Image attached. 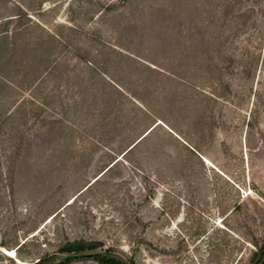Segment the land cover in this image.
Instances as JSON below:
<instances>
[{"label":"rangeland","instance_id":"rangeland-1","mask_svg":"<svg viewBox=\"0 0 264 264\" xmlns=\"http://www.w3.org/2000/svg\"><path fill=\"white\" fill-rule=\"evenodd\" d=\"M70 241L261 264L264 0H0V264Z\"/></svg>","mask_w":264,"mask_h":264},{"label":"trees","instance_id":"trees-1","mask_svg":"<svg viewBox=\"0 0 264 264\" xmlns=\"http://www.w3.org/2000/svg\"><path fill=\"white\" fill-rule=\"evenodd\" d=\"M134 146V145H133ZM95 244L91 242H83V241H70L66 245L61 247L62 251H66L68 253L75 252H84L83 254H89L96 257L103 264H139L135 260H127L119 254L112 252L110 250H96L92 252H85L84 250L87 247H94ZM263 250V259L261 264H264V247ZM73 256L65 257V261H69Z\"/></svg>","mask_w":264,"mask_h":264},{"label":"water","instance_id":"water-1","mask_svg":"<svg viewBox=\"0 0 264 264\" xmlns=\"http://www.w3.org/2000/svg\"><path fill=\"white\" fill-rule=\"evenodd\" d=\"M142 136H143V135H141L138 139H136V141H134V143L132 144V146L135 145V144L139 141V139H140ZM82 253H84V252L68 253V254H65L63 257L74 256V255L82 254Z\"/></svg>","mask_w":264,"mask_h":264},{"label":"bare ground","instance_id":"bare-ground-1","mask_svg":"<svg viewBox=\"0 0 264 264\" xmlns=\"http://www.w3.org/2000/svg\"><path fill=\"white\" fill-rule=\"evenodd\" d=\"M208 161H210V160H208Z\"/></svg>","mask_w":264,"mask_h":264}]
</instances>
